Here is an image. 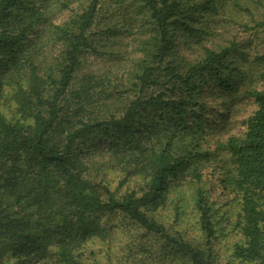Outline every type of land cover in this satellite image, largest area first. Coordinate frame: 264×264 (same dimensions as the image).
Masks as SVG:
<instances>
[{"label":"trees","instance_id":"1","mask_svg":"<svg viewBox=\"0 0 264 264\" xmlns=\"http://www.w3.org/2000/svg\"><path fill=\"white\" fill-rule=\"evenodd\" d=\"M134 1L149 25V50L117 94L119 108L102 114L92 99L111 94L92 77L74 84L79 57L100 54L91 29L101 0L53 27L58 57L42 74L33 57L41 35L30 38L40 15L25 21L26 0H0V264H218L215 210L193 167L209 154L199 151L192 120L200 118L204 83L216 80L220 91L233 92L222 75L235 45L173 63L172 32L197 33L180 1ZM255 5L264 10V0ZM213 7L206 0L187 12ZM256 27L264 32V17ZM245 94L254 109L242 134L223 145L240 235L229 259L264 264V88ZM172 191L180 196L171 199ZM185 210L194 214L195 237L181 227Z\"/></svg>","mask_w":264,"mask_h":264},{"label":"rangeland","instance_id":"2","mask_svg":"<svg viewBox=\"0 0 264 264\" xmlns=\"http://www.w3.org/2000/svg\"><path fill=\"white\" fill-rule=\"evenodd\" d=\"M182 5L183 20L197 33L189 34L181 30L172 32L174 47L169 61L184 66L203 54V50L219 51L234 43V51L230 54V70L222 75L233 88L231 94L220 91L216 80L207 81L197 102L204 103L196 107L193 129L199 130L197 141L199 151H206L208 157L194 164L201 175L203 185L211 207L215 210V229L217 240L212 248L216 253L218 264H236L230 261V249L240 240L235 228V212L237 210L236 195L231 191L228 178L231 180L233 168L223 145L230 136H240L244 131L243 122L251 115L254 105L246 95L248 91L264 88V32L256 27L264 17V10L255 3L258 0H211L214 12H187L191 5L206 0H179ZM89 0H26L27 7L22 13L31 19L40 15L30 38L39 37L34 52V63L39 65V72L49 73L55 66L59 47L53 27L69 20L79 13ZM138 6L134 0H101L94 26L95 46L98 54L84 52L80 57V65L75 73L74 84L93 78L97 90L109 92L111 97H93L95 105L102 114L114 112L119 108V100L127 84L137 73V65L146 58L149 47L145 41L151 42L149 25L146 18L138 14ZM27 21L28 19H24ZM51 30H46V27ZM115 30L113 36L99 31ZM98 33V35H97ZM205 81V82H206ZM101 83V85H100ZM94 89V88H93ZM94 92L92 91V94ZM196 117V116H195ZM189 141V139H188ZM110 177L114 176L109 173ZM179 183V182H178ZM192 187L183 188L185 197L191 194ZM180 196L177 192L171 199ZM10 201V199H8ZM171 208V206H170ZM180 219L181 227L191 237L197 235L195 217L192 211L185 210ZM165 218L170 213L164 215ZM143 264H152L151 260H140ZM129 264H142L130 262Z\"/></svg>","mask_w":264,"mask_h":264}]
</instances>
